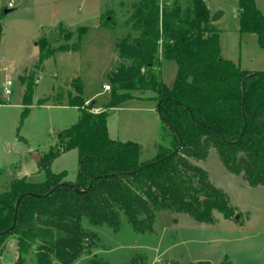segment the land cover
<instances>
[{
    "label": "trees",
    "instance_id": "trees-1",
    "mask_svg": "<svg viewBox=\"0 0 264 264\" xmlns=\"http://www.w3.org/2000/svg\"><path fill=\"white\" fill-rule=\"evenodd\" d=\"M237 14L239 31L257 34L264 49V12L256 0H238ZM132 20L138 34L117 45L120 62L111 75L106 107L92 111L93 102L86 103L82 87H76L68 104L79 108L80 116L42 153L38 164L45 178L18 175L0 184V258L15 238L14 264H25L33 247L38 264H72L92 246L85 217L115 230L125 218L141 233L153 231L162 211L188 213L200 222H213L215 210L229 217L228 195L191 160L205 159L211 148L229 171L243 174L252 186H264V70L243 69L222 56L220 31L205 0L186 6L179 0L171 6L140 0ZM86 32L85 27L80 31V41ZM2 33L0 22V40ZM163 59L177 63L172 86L163 79ZM134 91H151L157 109L160 104L158 153L147 160L141 159L137 141L113 138L108 129L109 109L137 97ZM33 92L30 81L24 115ZM72 149L78 151L79 167L69 181L66 170L54 172L51 165Z\"/></svg>",
    "mask_w": 264,
    "mask_h": 264
},
{
    "label": "rangeland",
    "instance_id": "rangeland-1",
    "mask_svg": "<svg viewBox=\"0 0 264 264\" xmlns=\"http://www.w3.org/2000/svg\"><path fill=\"white\" fill-rule=\"evenodd\" d=\"M8 1L0 0L4 31L0 96L7 97L0 104V184L26 169L36 171L29 175L31 180L44 179L33 154L42 158L43 152L58 143L63 130L78 120L80 109L68 104L69 96L77 93L76 87H82L84 99L92 97L86 101L93 102L92 111L106 107L111 89L105 90L104 85L111 83L120 62L118 43L128 34H138L132 29V15L140 0H14L13 8L7 6ZM174 1L159 0L161 6H171ZM179 1L186 6L191 0ZM205 1L211 19L222 12L213 21L220 31L222 56L243 69L264 70V49L257 34L239 31L238 0ZM257 2L264 12V0ZM6 9L12 10L5 13ZM84 27L87 32L80 41ZM38 30L39 37L32 43ZM31 45H37L36 54L30 55ZM159 55L163 57L162 50ZM176 71V61L163 59L162 76L167 85H173ZM30 81L34 85L32 104L24 115L23 97ZM7 88L10 93H6ZM151 93L134 91L137 97L109 109L108 116L111 137L137 141L142 160L157 155L155 127H160L159 139L162 128L157 112L148 109L154 105ZM191 160L228 195L232 206L229 217L215 210L213 222H200L188 213L162 211L153 231L146 233L135 231L125 218L115 230L106 224L93 225L85 217L82 223L93 232L92 246L72 264L92 260L128 264L134 259L142 264H264V186H252L243 174L229 171L215 148L205 159ZM78 167L76 149L61 154L51 165L54 172L66 170L69 181L76 178ZM17 254V241L11 238L0 264H14ZM25 264H38L35 247Z\"/></svg>",
    "mask_w": 264,
    "mask_h": 264
},
{
    "label": "crops",
    "instance_id": "crops-1",
    "mask_svg": "<svg viewBox=\"0 0 264 264\" xmlns=\"http://www.w3.org/2000/svg\"><path fill=\"white\" fill-rule=\"evenodd\" d=\"M14 1V0H13ZM256 4H258V2H257V0H256ZM238 22H239V20H238ZM214 24V23H213ZM41 30H38V32H36V35H35V37L32 39L33 40V42L32 43H35V41L38 39V37H39V32H40ZM4 35V31H3V33H2V36ZM2 36H1V40H0V46H1V41H2ZM35 46H32L31 45V51H30V55H32L33 54V48H34ZM225 58H227V57H225ZM227 59H230V58H227ZM232 60V59H231ZM7 65H9V64H7ZM10 66V65H9ZM9 66H7L6 68H7V70H9L8 69V67ZM253 71H256V70H253ZM9 72V71H8ZM11 93H13V91H11ZM4 99H6L7 97L6 96H4L3 97ZM91 98L92 97H90V98H87V99H85V101H89V100H91ZM149 98H151L152 100H153V103H154V105L152 106V107H149L148 109H151V110H155L156 112H157V116H158V121H160L161 119H160V115H159V112H158V109H157V101L153 98V93H151V95L149 96ZM160 119V120H159ZM159 125V124H158ZM108 129H109V120H108ZM157 132H158V137L156 138V135H157ZM159 132H160V127L159 126H157V127H155V139H156V142H160V139H159ZM109 133H110V131H109ZM159 146V145H158ZM38 153H34L33 154V156H35V155H37ZM37 162H39V161H36V163ZM32 172L34 173V172H36V171H29L28 169H26L21 175H26L27 177H29V175L30 174H32ZM45 178V177H44ZM30 179V178H29ZM43 180V179H42ZM39 181H41V180H39Z\"/></svg>",
    "mask_w": 264,
    "mask_h": 264
},
{
    "label": "water",
    "instance_id": "water-1",
    "mask_svg": "<svg viewBox=\"0 0 264 264\" xmlns=\"http://www.w3.org/2000/svg\"><path fill=\"white\" fill-rule=\"evenodd\" d=\"M11 10H12V9H6V10H5V13H8V12L11 11ZM221 15H222V12H218V13H216V14L212 17V21L217 20L218 18L221 17ZM37 51H38V47H37V45H35V47H34V49H33V54H36ZM159 105H160V104H158V112H159ZM34 158H35V160L39 161V160L41 159V156H40L39 154H37V155L34 156ZM19 202H20V199L18 200L17 205L19 204ZM238 216H239V215L236 214L235 218H238Z\"/></svg>",
    "mask_w": 264,
    "mask_h": 264
},
{
    "label": "built area",
    "instance_id": "built-area-1",
    "mask_svg": "<svg viewBox=\"0 0 264 264\" xmlns=\"http://www.w3.org/2000/svg\"><path fill=\"white\" fill-rule=\"evenodd\" d=\"M7 6L10 7V8L15 7L13 0H9L8 3H7ZM7 83H8L7 85H10L11 84V81L8 80ZM104 89L105 90H110L111 89L110 84H105L104 85ZM6 93H10V89L9 88L6 89Z\"/></svg>",
    "mask_w": 264,
    "mask_h": 264
}]
</instances>
